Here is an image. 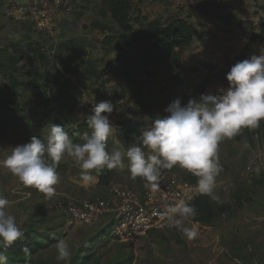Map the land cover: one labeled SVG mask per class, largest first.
I'll use <instances>...</instances> for the list:
<instances>
[{"label": "rangeland", "instance_id": "1", "mask_svg": "<svg viewBox=\"0 0 264 264\" xmlns=\"http://www.w3.org/2000/svg\"><path fill=\"white\" fill-rule=\"evenodd\" d=\"M35 1L45 2L48 13L46 27L40 29L33 20H15L13 12H9ZM134 4L140 17L133 14V23L159 19L165 26L182 19L192 26V45L173 58L179 66V79L174 80L173 74L161 67H149L150 76L137 73L139 56L148 44L119 45L118 29L105 15L101 0H0V52L12 42L19 45L24 55L12 107L19 113L7 111L8 126L4 134L0 133V196L9 201L8 211L17 218L23 232L21 239L30 237L41 244L34 264H80V256L88 254L99 263L131 256V264H264V135L249 137L242 130L236 137L220 142L218 155L223 170L216 178L215 193L220 202L232 205L234 195L240 197L242 208L212 226L186 222L188 227L194 224L197 231L191 240L175 228L164 227L122 243L104 227L109 217L80 226L56 211L68 202L105 197L119 184L139 193L144 191L147 187L141 178L131 179L127 160L122 168L106 169V183H100L98 175L96 183L85 186L80 168L65 155L60 161V182L51 199L35 188L25 187L3 167L12 147L29 142L32 136L46 140L51 124L58 119L55 114L44 113L35 83L44 90L66 84L63 90L75 96L77 106L69 114L70 123L63 126L68 133L87 120L96 103L110 101L114 111L109 120L115 127L108 150L125 151L135 142L124 137L117 123L129 119L141 123L142 132L149 129L154 119L168 115L165 108L173 100L179 98L185 105L205 78L210 79L206 94H219L227 87L212 79L204 65L214 72L225 64L231 65L253 35L264 33L259 26H264V0H141ZM199 34L203 35L202 40L197 39ZM67 43V49H60ZM79 47L84 54L78 51ZM259 54H264V38L250 46L246 59ZM88 62L93 64L95 76L87 74ZM0 91L6 97L15 94L12 82L3 74ZM257 167L259 173L255 171ZM161 175L175 177L183 187L192 189V196L199 195L197 178L194 180L187 170L175 166L162 170ZM97 234L102 236L94 240ZM60 239L70 246L68 262L56 259L55 245Z\"/></svg>", "mask_w": 264, "mask_h": 264}, {"label": "clouds", "instance_id": "2", "mask_svg": "<svg viewBox=\"0 0 264 264\" xmlns=\"http://www.w3.org/2000/svg\"><path fill=\"white\" fill-rule=\"evenodd\" d=\"M226 79L229 86L219 94H201L199 98H190L185 105L179 98L173 100L165 108L168 115L154 119L152 126L142 132L140 142L125 151L108 150L107 140L115 127L109 120L114 105L101 101L87 117L90 133L72 134L82 143L74 142L61 124L52 123L46 141L32 136L29 142L12 147L2 162L3 167L25 187L35 188L51 199L60 182L57 167L65 155L80 168V179L85 186L96 183L104 169L122 168L127 160L131 179L139 177L146 187L155 190L162 170L179 166L197 178L195 187L200 195L219 202L215 187L216 178L223 170L218 155L220 142L236 137L245 128L255 130L264 120V54L237 62ZM255 171L259 173V167ZM8 205L9 201L0 196V264H6L5 251L23 236ZM196 215L194 205L180 200L165 205L160 218L165 221L162 227L175 228L191 240L197 231L194 224L188 227L186 222L191 223ZM55 247L56 259L68 262L72 253L66 240H58ZM24 251L30 255L27 248Z\"/></svg>", "mask_w": 264, "mask_h": 264}, {"label": "trees", "instance_id": "3", "mask_svg": "<svg viewBox=\"0 0 264 264\" xmlns=\"http://www.w3.org/2000/svg\"><path fill=\"white\" fill-rule=\"evenodd\" d=\"M140 2L141 0H101V5L104 9L105 15L109 17L111 22L118 29V43L122 47L128 44L147 43L148 46L143 50L138 59L136 71L140 75H152L148 72L149 67H161L169 74H173V79H179V66L174 62V56L183 49L189 48L194 39L195 31L192 26L182 19L172 20L167 25L163 26L161 20L157 19L152 23L140 22L133 23L132 16L137 14L140 17L139 11L135 9L134 2ZM226 20H229L226 18ZM261 28H264L263 24H259ZM262 30V29H261ZM264 32V30H262ZM202 34H199L197 39L202 40ZM264 38V33L253 35L248 44L243 48L242 52L234 58L231 65L225 64L219 71L214 72V69L208 65H204L211 78L221 83L225 87L229 86V82L226 79V74L230 71L231 67L237 62L246 59V56L250 53V46ZM70 44H64L60 49L65 50ZM78 51L84 54V50L79 47ZM0 52V74L8 77L13 84V91L15 94L5 96L0 91V133L4 134L8 126V114L7 111L12 109L15 113H19L17 108H12L15 103V95L18 88L17 76L21 74L19 67L24 55L20 50L17 43H8L7 47ZM43 60L42 58H40ZM87 74L95 76V70L93 64L88 62ZM209 78H205L199 82L198 86L194 90L190 98H199L201 94H206V90L209 85ZM178 81V80H177ZM177 84V82L175 81ZM62 84L61 88L44 90L42 87H37L35 83L36 96L41 103L44 113L47 116L55 114L58 119L54 120V123L64 126L70 123L69 114H72L77 106L75 96L69 90L64 89ZM178 85L181 86V82L178 81ZM120 132L124 137L131 142L139 143V138L142 134V124L133 120L123 119L120 123H117ZM248 136L264 135V120L260 122V127L255 130L243 129ZM89 132L90 129L87 126L86 120L77 124L75 129L71 130L69 135L72 136L74 132L84 133ZM46 141L45 139L41 138ZM72 139L76 143H82L79 137L72 136ZM111 146V141L108 138L107 147ZM50 162V161H49ZM63 169L61 163L57 167V172ZM108 170L104 169L99 174V182L106 183ZM195 180V176H194ZM193 181V180H192ZM195 182V181H193ZM234 206L230 203H222L212 201L208 196L197 195L190 204L194 205L197 210V215L192 218V221L198 223L201 226H212L222 217L228 215L229 217L242 208L241 198L235 196ZM111 226V222L108 223L106 228ZM108 230V229H106ZM154 232L151 230L148 234ZM102 234H97L94 240L100 239ZM29 250L30 255L26 254L24 249ZM42 246L34 238L27 237L26 239H19L14 242L6 251L8 256L6 264H34L36 255L41 251ZM80 264H131L132 257H125L115 262L99 263L92 254L87 256H80Z\"/></svg>", "mask_w": 264, "mask_h": 264}, {"label": "built area", "instance_id": "4", "mask_svg": "<svg viewBox=\"0 0 264 264\" xmlns=\"http://www.w3.org/2000/svg\"><path fill=\"white\" fill-rule=\"evenodd\" d=\"M45 2H33L26 6L9 10L17 19H31L38 29L46 27L48 13ZM30 22V23H32ZM158 187H151L138 192L135 188L126 184L114 186L107 196L80 203L68 202L59 205L56 211L66 217L71 223L80 226L93 225L109 217L111 226L108 230L110 236L119 242L129 243L143 237L151 230H160L165 221L160 214L165 205H171L184 200L188 203L192 196L189 188L179 184L173 176L161 175ZM197 196V195H196Z\"/></svg>", "mask_w": 264, "mask_h": 264}]
</instances>
